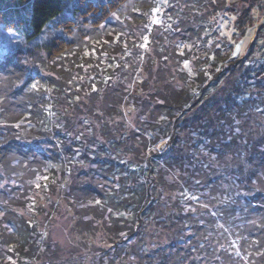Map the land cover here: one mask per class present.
<instances>
[{
  "label": "trees",
  "instance_id": "obj_1",
  "mask_svg": "<svg viewBox=\"0 0 264 264\" xmlns=\"http://www.w3.org/2000/svg\"><path fill=\"white\" fill-rule=\"evenodd\" d=\"M215 1L0 0V22L17 23L20 14L25 28H17L27 41L44 44L46 54L41 70L14 60L7 64L8 59L0 57V69H8L9 78L0 82V182L12 170L23 173L22 178L38 176V170L29 167L36 160L48 169L42 183L49 187L55 171L66 163L63 155L61 160H40L38 157L52 148L37 149L31 141L32 130L54 133L62 126L68 128L79 112L80 122L96 135L93 121L102 109L105 120L99 123L104 142L96 149L91 141L97 139H88L84 145L90 153L82 156L86 159L79 161L73 152L68 164L70 172L71 164L78 168L81 162H97L103 176L97 184L87 176L85 181L76 178L67 191L76 214L72 216L77 219L74 227L89 237L82 241L85 247L87 242L94 243L90 235L99 229L95 224L102 222L104 231L119 230V239L127 233L134 240L123 247L125 260L132 264L137 259L139 264H264V21H258L255 14L263 0L255 4L237 0L233 6L236 13L210 8ZM164 2L168 4H161ZM19 5H27L24 12ZM167 7L172 12L164 13L166 20L160 25L158 11ZM214 10L219 13L213 15ZM116 13L120 18L112 22ZM254 18L257 32L250 38L249 52L229 62L236 57L239 43L231 37L246 35ZM200 45L210 51L204 58L197 48ZM146 49L147 56L143 54ZM137 56L146 62L143 71L147 77L139 82L146 93L140 110L150 121L140 139L137 130L125 134V128L112 129L119 124L112 120L125 114V109L122 97L113 99L117 90L110 91L115 80L123 82L131 66L132 72L136 71ZM193 60L196 67L192 69ZM85 107L89 111L85 112ZM24 119L31 122L30 127L22 123ZM9 127L17 133L13 135ZM163 138L169 139L164 163H172L173 155L178 167L191 166L188 184H204L210 197L218 198V215L207 207L209 215L203 212L197 218L177 204L178 196L167 194L172 184L166 182L169 173L163 171L169 169L146 156L148 146ZM230 156L232 162L227 161ZM220 159L236 174V188L229 186L231 192H226L216 176L214 165ZM175 166L170 167L175 170ZM3 191L0 186V194ZM38 199H29L30 205L45 208L42 198ZM1 204L10 208L5 214L10 231L0 226V264L7 258L21 263L51 261L58 250L51 251L49 245L40 248L38 241L44 235L38 230L37 219L30 220L11 204ZM87 215L89 221L83 219ZM182 240L184 245L171 255L165 251ZM198 248L201 254L197 259L190 253Z\"/></svg>",
  "mask_w": 264,
  "mask_h": 264
},
{
  "label": "rangeland",
  "instance_id": "obj_2",
  "mask_svg": "<svg viewBox=\"0 0 264 264\" xmlns=\"http://www.w3.org/2000/svg\"><path fill=\"white\" fill-rule=\"evenodd\" d=\"M24 1L26 2V0ZM251 1L254 2V4L257 3V0ZM166 3L167 2L161 4L165 5ZM235 3H237V0H217L215 1V3H210V8L213 7V9L235 11L233 9ZM26 6H20L19 10L21 12H24L25 8H27ZM257 8L258 9L255 14L256 17L258 16V21H260V19L264 21V0L261 5H257ZM171 10L172 9L169 7L159 9L158 12H160V14L158 15V18L160 25L162 22H164L163 20H166L163 17L164 13L169 12L171 14ZM215 11L216 10L213 11V15H217L219 13ZM233 13H236V11ZM7 14H9V12H7L6 15ZM223 14L224 12L221 15ZM119 15L120 14L116 13L110 20L112 22L117 21L120 18ZM11 17L13 16L10 15L9 18ZM16 19L17 23L14 20L10 21L8 24L0 22V57H6L5 59H8L7 64H12V61L14 60V62L18 65L30 63V65H32L37 70H41L43 65V59H46V54L43 50L44 44H42V46H39L36 43L33 44V42L27 41L25 36L23 35L22 30L25 28V24L22 21L23 19H21L20 14H17ZM258 21L257 18H254L252 26L248 28L246 35L241 37L240 34H234L233 37H231L235 42L239 43L235 47L236 57L230 58L229 62H234L238 57L243 58L245 57V55H247L251 47L250 38H252L253 34L257 32L255 31V29ZM160 25L157 26V30L162 33L163 28H161ZM17 27H21L22 30ZM158 31L155 32L156 37L158 36ZM48 39L50 40L49 37ZM197 48L200 50L201 58H204L206 53H210V51L206 52L205 48H202V45L197 46ZM143 54L145 56L148 55L147 49L143 52ZM134 64L136 66L135 72H132L134 68L133 66H131L128 72V76L124 78L123 82L120 83L122 79L120 81V78H118L119 81L115 80V85L110 87L111 92L115 91V89L117 90V92L113 95V99L115 101H118L120 97L123 98V105L125 109V114H118L112 120L114 124L119 122L118 126H114V128L112 129L114 130L116 128L121 127L122 130L123 128H125V134H127L132 129L137 130V132L140 133H138L136 137L137 139H140L141 134H144V129L150 126L148 116L143 114L142 110H140L141 104H143L144 101L143 98L146 96V93L145 90H143L144 84H140L139 82L147 77V74L143 71V67L145 66L146 62H143L142 58L137 56V58L134 60ZM200 65L203 66V63H200ZM229 65L226 68H230ZM191 66L192 69L196 67L195 60L191 62ZM155 68H157V66H155ZM8 79V69H0V82H6V80ZM229 81L230 80H227L226 82ZM30 96L33 97V94L29 95L28 97ZM84 111H89V108L85 107ZM71 112L74 113V111ZM67 113L68 112H66V114ZM58 114L60 118L62 116V113L58 112ZM104 114L105 111L101 109L99 113V118L96 117L97 120L93 121L94 123H96V135L90 133V130L87 128V126L83 125V122H80V119L78 118L80 116L79 112H77L76 117H72L70 119V124L68 125L69 130H67L68 128L66 126H62L58 130L54 129V133L32 130L34 132V136H31V141L34 145L38 146L37 149L40 148L41 150L42 148V150H46L48 146L52 148V151L47 152V155H44L42 153L38 158L40 160L41 158H51L50 160L56 161L55 159L58 158L61 160L63 155V161H65L64 163H66V165H63L62 167H60V169H58V171H55L56 178L54 179L51 185H48L49 187L44 186V183H42L43 180H45L46 182V179L43 178H45V170L48 169H45L46 166H44L45 168L42 166L43 163L41 161L33 160L31 161V166H29L38 170V176L35 175L34 177H31V175H27L22 178L23 173L18 174L14 170H12L10 174H6V177L3 179L2 183L0 182V186H2V188L4 189L3 193L0 194V226L1 228H7L10 231L8 220L5 217L6 212L10 208H8V206H2L1 202L5 203L6 205L11 204L13 209L17 210V212H20V214H24L30 220L37 219L39 227L38 230L43 233L42 235H44V237L38 241L40 242V248L49 245L51 246V251L57 248L58 252L57 255L53 257L51 261H49V259H41L39 262L36 263L35 261L30 259L27 263H21L16 262L15 260H9V258H7L3 261L2 264H111L112 260H116V264H132L129 261L125 260L124 255L126 254V250L123 247L127 246V244H132L134 240L127 233L123 235L122 239H119V230L114 232L104 231L102 229V222L95 224L99 226V229L94 230V233L90 235V238L94 240V243L90 241L87 242L86 247L83 245L82 241H88L89 237L87 238L83 233L79 234V231L74 227V224L76 223L77 219L73 216H75L76 214L73 215L74 209H72L73 207L71 208V206L69 205L70 203L67 200L68 198L66 197L67 191L70 190L72 184H75L74 180L76 178L77 181L80 179H82V181H85V176H87L88 179L90 178L89 181L91 183H101L100 179H102L103 176L101 177V167L97 162H81L78 168L76 167V163L71 164L73 171L70 169V172L68 171V164H70V161L72 160L73 152L77 154L76 159L78 158L79 161L86 159L82 156H87V154L90 153V151L84 145V143L87 142L88 139H97L94 143L91 141L92 148L96 147V149L98 148L99 144L101 145L104 142L103 138L105 137L100 132L102 127V120H105V118H103ZM62 117L60 120H62ZM108 117L111 116L108 115ZM55 120L56 119H54V121ZM99 121L101 123H99ZM106 122L108 121H103V124ZM22 123H27L29 127L31 124V122L27 119H24ZM38 128L41 129V126L38 125ZM8 130L13 135L17 133V131H15L12 127H9ZM79 134H81V139L78 138ZM77 139L79 140V143L75 142ZM81 141L83 144L81 143ZM168 142V138H163L157 144L148 146L149 148L147 149L146 154V156L151 159L150 162L158 163L162 166L164 165L166 169H169V171H163L165 175L169 173V177L166 179V182L172 184L171 189L168 188L166 190L167 194L173 195L172 197L178 196L179 198L177 204L180 207L183 206L181 208L184 209L185 212L192 214L197 218H199L203 212L205 213V216L209 215L206 209L207 207L218 215V198L210 197L211 192L205 189L204 184H200L202 187L199 186V184L197 185L195 183L188 184V174L190 173V171H192L191 166H189L188 164H181V166L178 167L176 164L175 157H173V155L171 157L175 162L173 161L172 163H164L167 157L164 158L163 153L165 152L166 147H168ZM15 143L16 140L14 144ZM102 149L103 148H101V150ZM35 153V151L30 152V154L33 155ZM235 159L236 157H234V160ZM227 161L232 162V157H228ZM228 162H225L223 159H220L215 163L214 167H217L215 169V171H217L216 176L219 177L220 180H222V182L224 183V186L227 188L226 192H231L233 188L230 189L229 186L234 187V189L236 188L235 186H233L236 174L231 169V166L227 167ZM108 166L109 164L106 167ZM170 166H175V170L172 169ZM239 170L240 168H238V171ZM211 171H213V169ZM91 177L93 178L91 179ZM181 193L183 195H181ZM47 194L49 195L47 196ZM38 197L42 198V202H44L46 206L45 208H39L30 205L32 202L29 201V199H38ZM38 201L41 200L38 199ZM175 201L176 198L173 199V201L169 200V202L171 203ZM16 203H20L21 205H16ZM156 209L160 210L159 207H157ZM216 217H218V219L220 218L219 216ZM90 218L91 216L87 215L83 219L89 221ZM111 237H113L112 242ZM150 244L153 245V242H150ZM182 245H184L183 240L180 241L178 245L173 242L171 245L172 249L168 248L165 249V251L169 255H171L175 249H180V246ZM2 249L5 251L6 247L2 245ZM51 251H49V254H51ZM143 251L144 250H142L141 248L139 250V253L143 254ZM119 253H121L122 255L119 256ZM190 254L198 259L201 254V251L198 248ZM5 255L6 257L8 256L7 252ZM134 255V253L131 254L130 258H133ZM52 261H54V263H51ZM137 261H135L134 264L140 263V261H138L139 263ZM210 262L212 264L214 263L212 261ZM236 264H240V262L238 261L236 262ZM248 264L252 263L248 262Z\"/></svg>",
  "mask_w": 264,
  "mask_h": 264
}]
</instances>
